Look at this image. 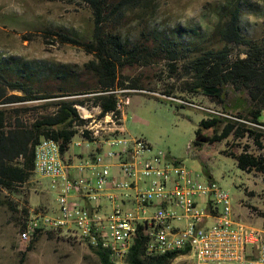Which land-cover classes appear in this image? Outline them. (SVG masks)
<instances>
[{"label": "trees", "instance_id": "1", "mask_svg": "<svg viewBox=\"0 0 264 264\" xmlns=\"http://www.w3.org/2000/svg\"><path fill=\"white\" fill-rule=\"evenodd\" d=\"M87 1L94 17L89 41L53 31L46 33L91 55L83 71L35 68L13 57L0 59V192L19 194L17 188L31 180L34 148L40 136L59 142L62 154H71L69 145L77 135V127L83 124L76 106H84L85 101L79 96L91 95L90 101L100 108L101 117L112 113L122 125L117 96L106 93L140 89L136 80L126 85L122 73L128 68L151 65H161L170 74L181 67L187 75L181 90L209 99L220 107L215 111L228 116L208 114L202 119L195 131L196 140L191 143L193 148L224 141L226 149L222 153L232 157L240 170L247 174L264 172L262 157L248 154L246 149L237 153L226 142L247 137L264 149V123L259 121L264 112V29L260 37L253 38L245 34L243 27L245 15L260 13L258 7L248 0H227L217 8V21L208 36L200 28L143 21L136 38H132L114 25L120 21L123 6L141 0ZM161 94L170 97L172 92ZM27 102L38 104L31 109L14 107ZM22 212L27 214L26 210ZM144 244L145 238L139 232L127 256L128 264H171L189 254L185 249L148 256ZM30 245L31 241L26 250ZM91 249L99 264H111L107 251Z\"/></svg>", "mask_w": 264, "mask_h": 264}, {"label": "rangeland", "instance_id": "2", "mask_svg": "<svg viewBox=\"0 0 264 264\" xmlns=\"http://www.w3.org/2000/svg\"><path fill=\"white\" fill-rule=\"evenodd\" d=\"M226 1L141 0L123 6L120 21L114 26L132 38H136L138 26L143 25V21L167 27L200 28L201 33L208 36L217 21V8ZM248 1L261 12L245 15L244 32L248 37L258 38L264 29V0ZM92 13L87 0H0V59L13 57L30 67L81 72L91 55L79 46L62 42L53 35L46 36V33L53 31L87 42L93 31ZM122 76L126 85L136 80L137 88H140L127 89L130 91L125 95L128 103L122 112V136L144 141L153 153H163L169 164L186 167L203 183H215L230 198L232 218L260 230L264 236V172L247 174L240 170L232 157L222 153L226 149L224 141L204 144L198 149L191 146L196 140L195 131L200 121L208 117V113L186 103L220 111L218 104L183 92L182 83L187 75L181 67L173 74L161 65L128 68ZM164 91L172 94L167 97L161 94ZM90 96L79 98L85 101L84 106L93 118H98ZM37 104L27 102L14 107L31 109ZM259 121L264 123V112ZM226 142L232 144L237 153L246 149L248 154L264 160V149H259L247 137L229 138ZM107 149L114 150L105 145L103 150ZM70 152L86 154L83 147L71 146ZM17 192L19 194L0 192V264H99L88 245L68 238L63 232L40 233L30 239L31 248L26 250L30 241L18 242L20 225L32 211L55 212L57 191L51 188L49 178L34 173L27 184L17 188ZM171 264L197 262L193 255L187 254Z\"/></svg>", "mask_w": 264, "mask_h": 264}, {"label": "built area", "instance_id": "3", "mask_svg": "<svg viewBox=\"0 0 264 264\" xmlns=\"http://www.w3.org/2000/svg\"><path fill=\"white\" fill-rule=\"evenodd\" d=\"M129 91L106 94L117 96L116 109L123 112ZM76 109L83 124L69 147H83L86 154H62L59 142L39 137L34 173L51 180L57 210L29 213L19 227V243L40 233L63 232L107 251L111 264H128L140 232L148 256L187 249L197 264H264L262 232L232 218L226 192L211 181L201 182L184 166L169 164L144 141L123 137L112 113L101 117L95 107L99 117L93 118L85 106ZM105 145L114 150L104 151Z\"/></svg>", "mask_w": 264, "mask_h": 264}, {"label": "crops", "instance_id": "4", "mask_svg": "<svg viewBox=\"0 0 264 264\" xmlns=\"http://www.w3.org/2000/svg\"><path fill=\"white\" fill-rule=\"evenodd\" d=\"M123 116V115H122Z\"/></svg>", "mask_w": 264, "mask_h": 264}]
</instances>
